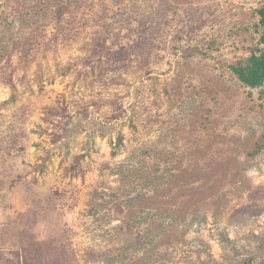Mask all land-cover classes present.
I'll list each match as a JSON object with an SVG mask.
<instances>
[{"label":"rangeland","instance_id":"1","mask_svg":"<svg viewBox=\"0 0 264 264\" xmlns=\"http://www.w3.org/2000/svg\"><path fill=\"white\" fill-rule=\"evenodd\" d=\"M263 6L0 0V264H264Z\"/></svg>","mask_w":264,"mask_h":264},{"label":"trees","instance_id":"2","mask_svg":"<svg viewBox=\"0 0 264 264\" xmlns=\"http://www.w3.org/2000/svg\"><path fill=\"white\" fill-rule=\"evenodd\" d=\"M259 13L260 25L263 28L260 41L264 45V6L259 9ZM230 68L246 86L251 88L264 87V47L252 52L249 57L232 64ZM260 144L264 148V133L260 139Z\"/></svg>","mask_w":264,"mask_h":264}]
</instances>
